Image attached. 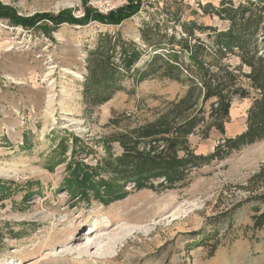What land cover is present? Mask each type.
Returning a JSON list of instances; mask_svg holds the SVG:
<instances>
[{
	"label": "rangeland",
	"instance_id": "rangeland-1",
	"mask_svg": "<svg viewBox=\"0 0 264 264\" xmlns=\"http://www.w3.org/2000/svg\"><path fill=\"white\" fill-rule=\"evenodd\" d=\"M126 1L0 0V264H264V224L254 225L264 212V139L191 169L184 184L168 189L128 184L114 200L101 190L99 197L70 191V163L97 165L103 138L116 131L111 119L125 115L131 126L152 121L187 92L188 83L159 75L135 79L153 55L180 50L177 42L166 44L186 38L181 24L207 27L194 33L207 46L212 30H227V15L242 8L261 16L264 26V0H142L119 25L82 22L87 11L105 16ZM36 16L40 21L23 26ZM57 16L72 22L55 23ZM151 23L167 35L165 45L145 49L136 71L121 81L123 90L88 108L82 90L99 36L120 34L144 49L140 31ZM257 37L262 53L264 28ZM237 53L224 59L230 69L240 65ZM181 60L189 65L187 54ZM250 104L233 98L224 132L194 133L190 148L207 156L242 133ZM112 152L120 153L118 144Z\"/></svg>",
	"mask_w": 264,
	"mask_h": 264
},
{
	"label": "trees",
	"instance_id": "trees-1",
	"mask_svg": "<svg viewBox=\"0 0 264 264\" xmlns=\"http://www.w3.org/2000/svg\"><path fill=\"white\" fill-rule=\"evenodd\" d=\"M141 1L127 0L125 5L105 16L92 15L87 11L82 22L92 20L105 25H119L138 12ZM227 18L230 20L229 28L221 32L212 30L214 36L209 46L194 38L195 30L203 32L207 27L196 26L195 23L181 24L186 38L176 40L170 37L166 44L173 46V41L177 42L180 50L167 47V55H153L145 69L135 77L136 81L159 75L188 83L187 92L180 99L167 103L152 121L131 126L125 115L111 119L116 131L103 138L105 154L97 165L92 168L73 160L70 163L68 171L75 183V188L70 190L72 193L80 192L86 197L88 189L99 197L101 190L105 198L114 200L124 197L122 189L128 184L137 190L152 189L154 183L168 189L175 184H184L191 169L264 139V49L259 52L257 37L264 28L263 18L250 8L229 13ZM40 19V16L33 17L35 23H24L23 26H32ZM53 20L55 23L72 22L71 18L63 16ZM166 37L157 23L142 27L140 41L144 49L133 41L124 40L120 34L100 35L95 48L88 53L82 90L84 104L88 108L103 105L115 92L123 90L121 81L136 71L135 66L145 49H161ZM190 39L198 43L191 45ZM234 49L238 52L240 65L230 69L224 59L236 53ZM206 50L212 54L209 61L204 59L208 54ZM184 54H187L189 65L181 60ZM243 67H247L248 72H242ZM182 69L189 73V77H181ZM233 98L251 99L246 111V129L234 138L223 139L211 154L197 155L190 148L189 136L199 133L206 137L211 129L223 133ZM207 103L208 110L204 108ZM77 143L75 140L70 146L73 154L78 149ZM115 143L120 148L118 155L112 152V144ZM99 173L105 178L98 177ZM254 220L255 226H262L264 212Z\"/></svg>",
	"mask_w": 264,
	"mask_h": 264
},
{
	"label": "bare ground",
	"instance_id": "bare-ground-1",
	"mask_svg": "<svg viewBox=\"0 0 264 264\" xmlns=\"http://www.w3.org/2000/svg\"><path fill=\"white\" fill-rule=\"evenodd\" d=\"M68 74L73 75L74 77H78V75L70 70H66ZM0 177H3V173L0 171Z\"/></svg>",
	"mask_w": 264,
	"mask_h": 264
}]
</instances>
